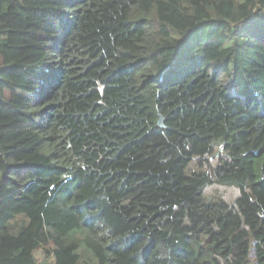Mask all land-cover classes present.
Listing matches in <instances>:
<instances>
[{"label":"trees","instance_id":"trees-1","mask_svg":"<svg viewBox=\"0 0 264 264\" xmlns=\"http://www.w3.org/2000/svg\"><path fill=\"white\" fill-rule=\"evenodd\" d=\"M0 157V264H264V0H0Z\"/></svg>","mask_w":264,"mask_h":264},{"label":"rangeland","instance_id":"rangeland-1","mask_svg":"<svg viewBox=\"0 0 264 264\" xmlns=\"http://www.w3.org/2000/svg\"><path fill=\"white\" fill-rule=\"evenodd\" d=\"M240 0H234V2L238 3ZM237 82L243 83V76L240 74L239 70L237 71ZM5 164L0 157V170H4ZM241 194L240 190L237 189L235 186L229 185H221L217 184L214 186L209 187L207 192L208 200H214L215 198L220 200H225L228 203L235 202L239 195ZM54 248L52 246H47L45 249L36 250L34 254L39 263L43 262L46 259V254L49 252L50 254L54 253ZM49 260H52L50 258Z\"/></svg>","mask_w":264,"mask_h":264},{"label":"water","instance_id":"water-1","mask_svg":"<svg viewBox=\"0 0 264 264\" xmlns=\"http://www.w3.org/2000/svg\"><path fill=\"white\" fill-rule=\"evenodd\" d=\"M164 118L161 117V120L159 121V126L160 127H163L164 126Z\"/></svg>","mask_w":264,"mask_h":264}]
</instances>
